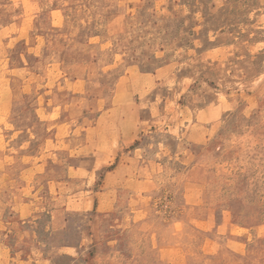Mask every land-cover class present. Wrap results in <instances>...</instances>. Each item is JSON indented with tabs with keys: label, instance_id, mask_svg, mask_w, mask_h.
I'll list each match as a JSON object with an SVG mask.
<instances>
[{
	"label": "rangeland",
	"instance_id": "374dc122",
	"mask_svg": "<svg viewBox=\"0 0 264 264\" xmlns=\"http://www.w3.org/2000/svg\"><path fill=\"white\" fill-rule=\"evenodd\" d=\"M0 264H264V0H0Z\"/></svg>",
	"mask_w": 264,
	"mask_h": 264
}]
</instances>
